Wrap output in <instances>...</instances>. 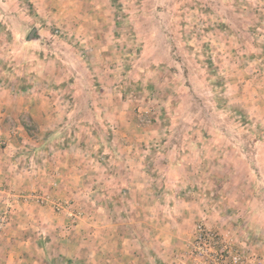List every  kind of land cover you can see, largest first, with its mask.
Instances as JSON below:
<instances>
[{"label": "rangeland", "instance_id": "obj_1", "mask_svg": "<svg viewBox=\"0 0 264 264\" xmlns=\"http://www.w3.org/2000/svg\"><path fill=\"white\" fill-rule=\"evenodd\" d=\"M39 97L47 105L65 101L61 124L43 125L41 135ZM2 118L9 137L0 131V149H24L14 158L20 168L44 171L54 150L70 146L95 149V162H110L112 149L131 148L134 160L148 164L147 183L134 191L95 181L90 222H82L80 201L54 194L56 180L28 195L68 220L59 239L77 236L79 227L84 249L107 247L98 254L107 264L118 257L160 264L151 249L160 220L174 218L166 217L172 199L184 200L209 211L212 222H193L192 264H235L233 257L237 264H264V0H0ZM123 189L149 198L127 202ZM43 195L68 208L32 198ZM21 200L2 204L0 231L10 227ZM109 203L114 209L101 208L98 223L97 205ZM144 203L148 209L138 215ZM199 226L214 235L207 255L195 249ZM117 231L119 240L112 237ZM50 259L73 264L56 251Z\"/></svg>", "mask_w": 264, "mask_h": 264}, {"label": "crops", "instance_id": "obj_2", "mask_svg": "<svg viewBox=\"0 0 264 264\" xmlns=\"http://www.w3.org/2000/svg\"><path fill=\"white\" fill-rule=\"evenodd\" d=\"M20 104H22V106L25 105L23 102ZM48 104L49 105L40 98L38 104L34 105V107L38 109V131H40V135L43 125L49 122V124L52 123L51 125L55 126L61 124L63 114L61 111V113H58V110L65 104V101H60L58 97L56 100L51 99ZM54 105H56V109L53 107ZM25 106L27 108L28 105ZM47 107H50L55 113L51 112L50 114H46ZM43 112H45L46 117L43 116ZM18 116L20 117L22 115L20 114ZM27 127L28 125L26 124H23V127L18 126V130L21 132L19 136L22 137V140L28 137ZM0 131L4 138L6 136L9 137L5 118L0 119ZM13 139L14 137L12 140ZM23 150L24 149H0V211L4 208L2 204L6 203L8 199L13 198L14 202H16L17 199H23L20 201V206H16L17 210L14 211L10 227H6L7 229L3 228L2 231H0V264H54V261L50 259L51 251H56L63 257L66 256L73 264H107V261L98 257L100 251L107 248L104 244H100L102 248L97 247L90 250L87 246V250L84 249V245L81 242L84 241L86 235L85 233L82 235V232L77 231L79 227L74 229L79 236L75 235L69 238L64 235L65 240L59 239V237L55 235L59 227L65 225L68 220L62 216L58 217L59 215H56L50 207L35 206L33 202L26 200V197L33 192L41 191L42 188H44L45 191L51 189L49 186L50 182L56 180L59 188L57 191H54V194L56 193V196L59 198H74L75 201H80V206H82L81 208L83 210L82 217H84L82 222H90L95 214V210L92 208V206H95V201L91 197L95 189L91 190L90 188L95 184V181H98V183H109L114 188H116V186L126 185L129 186V190L135 185L143 186L148 181V164L145 161L140 162L138 159L134 160L135 157L133 154L135 149L131 148L112 149L110 162L106 159L104 161L95 162L90 156V154L95 153V149H72V146H70V148L54 150L55 153L50 157L52 163L49 166H44V171H42L40 167L35 166L38 168V171H36L34 169L30 170L27 167L20 168L18 166L19 162L14 160L16 157L15 154ZM101 150L102 149H98V151ZM119 153L122 155L120 157L125 158V161H122L123 159L121 158L123 165L117 162ZM55 172L58 173L56 174ZM95 172L99 174L97 175ZM34 174H44L47 176L42 179L40 176L35 177ZM4 183L10 185L8 190L3 188ZM100 187L102 186L100 185ZM132 191H134V189H132ZM122 193V195L126 196L127 202L131 203H137V201L144 202L149 198L145 193H141L140 196L137 197L139 199H136V197L133 198V195L129 194L130 192L128 193V191L124 189ZM102 196H104V194H102ZM172 202L173 203L168 204L167 209H164H166L167 218L171 215V217L174 216V218H170L166 220V222H164L165 217L160 220H163V223L161 228L158 229L159 233L155 243L151 244V249L157 254V259L160 264H192L193 259L187 256V250L189 241L192 238L191 232L193 231V222L203 217L208 218L209 222H211L209 217L210 213L209 211L202 210V206H198L195 203L174 199H172ZM114 206L113 203L104 206L98 204L97 213L101 208L105 212H110L114 209ZM147 209L144 203L142 209H138V215L141 211L146 212ZM101 219H104V217L99 214L97 217L98 223L101 222ZM80 221L81 219L79 220V224H81ZM145 224L146 223L142 222L140 225L144 227L147 225ZM86 226L92 225L87 223ZM137 226L139 227V225ZM213 226L217 227L216 224H213ZM114 227L115 225L112 226V229ZM97 232L98 234H104L109 237V233L104 226H97ZM64 234L66 233L64 232ZM120 234L121 233L117 231L116 234H112V237L119 240ZM129 244L130 243H118L116 248L127 250L128 247L131 248ZM259 246L261 245H256L258 253L261 248L264 250L263 245L261 248H259ZM176 254H179L180 257L175 258ZM77 259L79 260L78 262H76ZM113 261L115 262L114 264H124L123 259L120 257Z\"/></svg>", "mask_w": 264, "mask_h": 264}, {"label": "built area", "instance_id": "obj_3", "mask_svg": "<svg viewBox=\"0 0 264 264\" xmlns=\"http://www.w3.org/2000/svg\"><path fill=\"white\" fill-rule=\"evenodd\" d=\"M34 198L35 202L38 205H51L58 211H65L68 207H65L61 203H55L53 200L48 195H43V196H32ZM4 223L3 219H0V228L2 224ZM214 238V235L212 233H208L206 229L203 227L199 226L197 229V234L195 237V249L196 250H201L204 252L206 255L208 254V251L206 250L207 244H211L212 239ZM233 261L235 264H237L240 259L238 257H233Z\"/></svg>", "mask_w": 264, "mask_h": 264}, {"label": "water", "instance_id": "obj_4", "mask_svg": "<svg viewBox=\"0 0 264 264\" xmlns=\"http://www.w3.org/2000/svg\"><path fill=\"white\" fill-rule=\"evenodd\" d=\"M33 34V33H32Z\"/></svg>", "mask_w": 264, "mask_h": 264}]
</instances>
